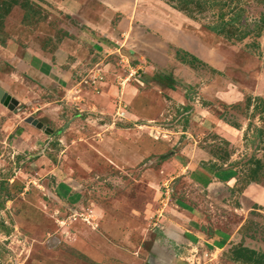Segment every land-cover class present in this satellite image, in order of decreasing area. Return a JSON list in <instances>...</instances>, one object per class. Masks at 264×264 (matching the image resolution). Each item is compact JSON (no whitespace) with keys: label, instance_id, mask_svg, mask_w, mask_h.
<instances>
[{"label":"rangeland","instance_id":"rangeland-1","mask_svg":"<svg viewBox=\"0 0 264 264\" xmlns=\"http://www.w3.org/2000/svg\"><path fill=\"white\" fill-rule=\"evenodd\" d=\"M19 1L20 5L0 23V40L7 44L13 41L26 47L36 40L49 41L51 36L58 39L66 24L76 26L54 8L59 0ZM258 1L234 0L222 9L227 23L233 17L231 9L243 7L240 23H246L250 36L241 42L215 37L205 29L218 23L220 9L211 5L213 0L204 11L194 13L195 21L189 19L197 24L193 29L199 35L196 33L194 38L198 37L202 46L207 48L215 42L213 61L221 66V75L206 66L191 68L172 59L164 69L172 80L170 90L149 83L141 86L133 78L128 79L131 69L126 67L121 77L113 78L119 91L107 105L110 110L101 116L84 111L80 124L75 126L69 122L72 114H80L74 108L69 116L64 114V122L51 114L57 120L51 124L54 132L37 133L44 137L38 145L27 132L35 127L26 123L28 118L38 121L37 114L28 117L26 108L20 107L30 102L15 98L12 110L0 103V264H150L156 233L162 240L154 226L159 218L157 211L175 199L189 202L197 210L200 223L189 226L192 231L185 234L186 241L180 245L183 261L177 264H264V25L260 35L255 34L264 15V0ZM159 2L173 10L170 3ZM172 15L174 22L187 18ZM185 29L193 36L192 26ZM115 59L112 65L121 69L122 58ZM92 71L83 87L99 93L91 78L101 75L105 81L109 72ZM143 71L139 73L144 77ZM130 81L141 89L134 103L124 101L120 94ZM11 94L32 100L38 93L20 86ZM42 95L47 99L54 93ZM12 113L18 116L10 122L7 114ZM128 114L137 116L134 125L128 122ZM206 117L237 126L242 131L238 146L231 147L206 130ZM19 121L25 126L22 137L15 130ZM118 126L126 129L120 131L122 137L135 135L138 147L149 153L146 158L130 166L114 158L116 149L112 144L103 147L105 142L112 143ZM186 140L191 141L192 151L198 152L200 147L209 150L225 164L232 158L228 167L235 168L236 185L196 189L181 179L154 184L145 176L149 169L159 171L160 162L175 156ZM117 149L126 154L129 151ZM166 182L170 190L167 200L163 188ZM74 213L91 214L97 225L81 219L72 222L70 216ZM2 225L8 235L1 230ZM200 230L206 232V240L219 239V243L207 246L196 240ZM173 246L180 248L175 243ZM240 246L255 251L254 260L259 262L234 261L232 252ZM200 249L212 256L197 260Z\"/></svg>","mask_w":264,"mask_h":264},{"label":"crops","instance_id":"crops-1","mask_svg":"<svg viewBox=\"0 0 264 264\" xmlns=\"http://www.w3.org/2000/svg\"><path fill=\"white\" fill-rule=\"evenodd\" d=\"M54 8L76 26L66 24L58 39L51 36V39L46 42L40 39L36 40L33 45L25 43L28 44L26 47L13 41L0 46V89L12 99L29 101L27 105L20 106L23 109L26 108L28 112L26 115L29 117L37 114L35 119L53 132L52 125L57 123V120L51 114H56L59 120L63 121L64 114L66 117L69 116L74 108L80 114L76 117L72 114L69 122L75 126L80 124L79 119L84 116L82 115L84 111L101 116L110 110L111 106L107 107V105L114 101L119 91L114 85L113 78L121 77L129 68L137 76L131 77L133 81L140 83L141 86L149 83L155 87L156 84L151 78L157 71L164 73V69L170 63L169 60H176L175 50L177 49L195 56L221 72V66L217 65L215 60L213 61L215 42L207 45V48L202 46L200 39L194 38L198 31L195 32L193 28L197 24L189 21L188 18L181 17L180 13L167 9L158 0H59ZM172 14L183 19L177 18L175 23ZM186 26H192L193 36L187 33ZM117 56L122 58L121 69L111 63V60L115 61ZM106 59L109 62H104ZM90 69H93V74L97 70L102 72L108 70L109 72L105 81L94 86V89L100 90L99 93L83 87L84 80L91 73H89ZM139 70H144L146 76L143 77ZM20 86L28 88L33 93H38L35 94L37 99L32 98L31 100L29 96L25 98L21 94H11L12 90L18 92ZM140 91V87L130 81V84L123 87L120 94L124 96V101L134 103ZM46 92L54 93L53 97L46 99L42 95ZM13 116L18 115L7 114L10 122ZM135 118H137L135 114H128L127 120L134 125L132 122L136 120ZM206 120V130H210L227 141L231 147L238 146L242 131L218 118L211 121L206 117ZM101 127L103 125H100ZM23 128L25 129V126L21 121L15 126L16 133L20 134L19 137L24 135ZM130 128L129 126L128 129ZM27 130L36 138L34 141L36 145L44 140L41 134H37L43 132L45 135L43 130L36 127ZM121 130L123 132L126 129L116 127L110 140L112 143L105 142L103 147L112 144V148L116 149L113 153L114 158L123 164L132 166L142 158H146L149 153L138 147L135 135L128 138L122 137L124 135H121ZM193 141L196 143L195 140ZM119 147L127 148L128 154L127 152L121 153L117 149ZM191 149V141L186 140L175 156L160 162L159 171L149 169L145 176L150 177L154 184L158 183V180L171 183L181 179L196 189H208L218 184H227L230 188L236 185L235 168L228 167V164L233 162L232 158L228 164H225L212 156L209 150H203L200 147L197 152ZM39 155L40 153L30 155L27 159ZM195 156L199 159H194ZM215 164L217 166L213 168L212 165ZM218 167L221 169H217ZM220 179L226 182L221 183ZM206 184L207 187H205ZM157 213L159 218L154 226L159 229L162 240L156 233L149 253L150 264H177L179 260L183 261L180 257V245L186 241L185 234H190L192 231L189 226L200 224H197V210L186 200L175 199L170 205H162ZM205 233L203 230L199 232L197 234L199 237H195L196 240L198 238L201 242L207 243V246L219 243V239L206 240ZM173 243L180 248H174ZM207 251L200 249V256L197 260L212 256V253Z\"/></svg>","mask_w":264,"mask_h":264},{"label":"trees","instance_id":"trees-1","mask_svg":"<svg viewBox=\"0 0 264 264\" xmlns=\"http://www.w3.org/2000/svg\"><path fill=\"white\" fill-rule=\"evenodd\" d=\"M159 1H163L165 3H167V5H169L168 3H170L171 5H169L171 7V9H173V11L181 13L183 15H185L188 19H191L193 21L196 20V17L194 15V13H201L202 11H204L206 5L208 2H210V0H197V1H193V0H159ZM223 1L224 4H222L221 2H216L215 0H213V4L211 3L212 6H219V15H218V23H216L214 26H205V29L214 34L215 36L221 37L227 41L230 42H241L244 39H246L247 37L250 36L249 31L246 30L247 25L246 23L242 22L240 23L241 19H242V14L244 13V9L243 7H238V6H234L231 9V12L233 13V17L230 19V21H228L226 23V21H224V13H222V9L226 8L227 6H230L231 3H233L234 0H221ZM227 1H230L229 5L227 3ZM239 1V0H237ZM263 0H259L258 2H261ZM264 2V1H263ZM20 5V1L19 0H0V23L2 24L3 20L10 14L11 10L13 7L15 6H19ZM25 6V5H22ZM192 6V8L190 7ZM205 6V7H204ZM237 23H239L238 25H236ZM236 25V27H235ZM264 25V15L261 17L260 19V26H256L255 29H257V31L255 32L256 36L260 35L261 32V28ZM6 41H2L0 40V46H5L6 45ZM175 58L177 61H179L181 64H185L190 66L191 68H195L196 66H206L208 68H210L211 72L221 75V73L219 71H217L216 69L210 67L207 63L199 60L198 58H196L195 56L186 53L182 50H175ZM151 80L158 86L160 87H166L170 90H173L172 88V80L171 77L167 74H164L160 71L155 72L154 76L151 78ZM248 104H249V100H248ZM234 128H237V126L232 125ZM224 142H226V144H229L227 141L224 140ZM20 159V158H19ZM213 168L216 167V165H212ZM222 167V166H221ZM221 167H218L217 169H221ZM207 185V184H206ZM2 203L0 202V212L2 210ZM3 229V232H5L6 235H8V229L6 227H4L2 225L1 230ZM2 232V233H3ZM233 255V260L234 261H243V262H259V260H254V257L257 255L255 253V251L246 249L243 246H240L238 248H236L235 250H233L232 252Z\"/></svg>","mask_w":264,"mask_h":264},{"label":"built area","instance_id":"built-area-1","mask_svg":"<svg viewBox=\"0 0 264 264\" xmlns=\"http://www.w3.org/2000/svg\"><path fill=\"white\" fill-rule=\"evenodd\" d=\"M133 75H136V74L131 71L129 73L128 79L131 78V77H133ZM91 80H92L91 83H92L93 86H95L97 84V82H100L101 83L103 81L101 75H98L97 77L94 76V77L91 78ZM163 188H164V196L166 197V200H167V198L170 195V193H169L170 190H169V186L167 185V183L163 184ZM78 219H81L82 221L87 222V223H89V224H91L93 226L95 225L94 224V219L92 218V215L91 214L89 215V214H84V213H74V214H72L70 216V220L72 222L77 221Z\"/></svg>","mask_w":264,"mask_h":264},{"label":"water","instance_id":"water-1","mask_svg":"<svg viewBox=\"0 0 264 264\" xmlns=\"http://www.w3.org/2000/svg\"><path fill=\"white\" fill-rule=\"evenodd\" d=\"M0 103L8 108L9 110H12V106L15 104V100L12 99L10 95L5 93L3 90L0 89ZM16 110H13V112ZM26 123L31 124L32 126L36 127L39 130H43L45 134L50 135L53 133V131L49 128L44 127V125L33 118H28L26 120Z\"/></svg>","mask_w":264,"mask_h":264}]
</instances>
